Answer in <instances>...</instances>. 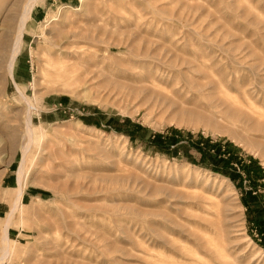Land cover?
Returning a JSON list of instances; mask_svg holds the SVG:
<instances>
[{
    "label": "rangeland",
    "instance_id": "1",
    "mask_svg": "<svg viewBox=\"0 0 264 264\" xmlns=\"http://www.w3.org/2000/svg\"><path fill=\"white\" fill-rule=\"evenodd\" d=\"M38 263L264 264V0H0V264Z\"/></svg>",
    "mask_w": 264,
    "mask_h": 264
},
{
    "label": "bare ground",
    "instance_id": "2",
    "mask_svg": "<svg viewBox=\"0 0 264 264\" xmlns=\"http://www.w3.org/2000/svg\"><path fill=\"white\" fill-rule=\"evenodd\" d=\"M26 13V12H25ZM25 18H26V16H25ZM26 20H23L22 22H21V24H22V26L19 28V30L21 31L22 29H23V25H24V22H25ZM20 37H21V34H20ZM20 41V38H19V40H18V42ZM20 43V42H19ZM21 44V43H20ZM17 45H19L18 43H17ZM22 45V44H21ZM20 45V46H21ZM17 47H19V46H17ZM17 53V52H16ZM15 58V57H14ZM13 59V58H12ZM16 59V58H15ZM14 59H13V62H11V65H10V74L12 75L13 74V66H14ZM62 69H65L66 70V67L65 66H63L62 67ZM58 77H61V75L60 74H58ZM111 81V80H110ZM29 130V129H28ZM22 168V167H21ZM20 182H22L21 180H20V178H19V183ZM22 186V184H20V187ZM19 197H18V200H17V202H15L16 203V207L12 210V212H11V215H10V220H9V222H8V224H11V219H12V216L14 215V213L16 212V210H17V208L20 206V203H21V196H22V192H19ZM8 227H9V225H7V229L6 230H8ZM6 233H8L7 231H6ZM5 233V239L3 240L4 242H5V247H4V252H8V236H7V234ZM45 249V248H44ZM51 249V248H50ZM36 253V252H35ZM36 256V255H35ZM37 257V256H36ZM55 257V256H54ZM32 259H33V257H31ZM57 258H58V256H57ZM36 259V258H35ZM38 259V258H37ZM37 261V260H36ZM48 261V260H47ZM52 261V260H51ZM60 261V260H59ZM39 262V261H38ZM49 262V261H48ZM53 263V262H52ZM39 264V263H38Z\"/></svg>",
    "mask_w": 264,
    "mask_h": 264
}]
</instances>
